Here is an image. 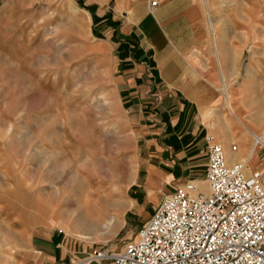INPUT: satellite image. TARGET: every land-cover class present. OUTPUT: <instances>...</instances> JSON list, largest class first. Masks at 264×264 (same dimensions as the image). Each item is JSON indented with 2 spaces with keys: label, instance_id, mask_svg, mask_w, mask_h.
I'll list each match as a JSON object with an SVG mask.
<instances>
[{
  "label": "rangeland",
  "instance_id": "rangeland-1",
  "mask_svg": "<svg viewBox=\"0 0 264 264\" xmlns=\"http://www.w3.org/2000/svg\"><path fill=\"white\" fill-rule=\"evenodd\" d=\"M198 2L218 61L219 49L237 53L231 74L221 68L224 121L264 132V0ZM86 19L72 0H0V264L15 261L33 229L119 250L151 214V200L132 207L138 137L115 93L110 48ZM237 65L248 67L243 98L229 82ZM89 187L99 225L76 202L67 206ZM104 224L110 233L101 234Z\"/></svg>",
  "mask_w": 264,
  "mask_h": 264
},
{
  "label": "crops",
  "instance_id": "crops-1",
  "mask_svg": "<svg viewBox=\"0 0 264 264\" xmlns=\"http://www.w3.org/2000/svg\"><path fill=\"white\" fill-rule=\"evenodd\" d=\"M72 1L84 10L90 36L110 48L115 93L138 137L141 173L130 184L132 207L151 200L146 205L152 212L176 185L204 184L208 136L225 146L229 162L245 160L247 172L264 169V147L254 146V132H264L241 120L224 121L221 68L231 74L237 53L227 58L219 49L220 63L216 50L209 49L198 0H156L154 6L149 0ZM247 69L238 68L239 76L229 80L239 98ZM15 248V261L3 264H81L92 246L56 230L33 229Z\"/></svg>",
  "mask_w": 264,
  "mask_h": 264
},
{
  "label": "built area",
  "instance_id": "built-area-1",
  "mask_svg": "<svg viewBox=\"0 0 264 264\" xmlns=\"http://www.w3.org/2000/svg\"><path fill=\"white\" fill-rule=\"evenodd\" d=\"M206 140V189L195 181L176 185L136 239L119 250L93 248L81 264H264V169L247 172L245 160L228 162L224 145L212 136ZM254 146L264 147L255 134Z\"/></svg>",
  "mask_w": 264,
  "mask_h": 264
},
{
  "label": "bare ground",
  "instance_id": "bare-ground-1",
  "mask_svg": "<svg viewBox=\"0 0 264 264\" xmlns=\"http://www.w3.org/2000/svg\"><path fill=\"white\" fill-rule=\"evenodd\" d=\"M206 8L207 10H209V6L206 4ZM209 20H211L212 18V15L208 12V17H207ZM211 21H209L210 23ZM229 95V94H228ZM230 106V105H229ZM231 108V107H230ZM232 110V109H231ZM233 111V110H232ZM254 134L257 136V137H260L262 140H264V135L262 134H258L256 132H254ZM264 134V133H263ZM260 135V136H259ZM238 147V146H237ZM224 150H225V155H226V158H227V154H226V149H225V146H224ZM238 150H235L233 152H237ZM228 160V158H227ZM229 162V160H228ZM82 191V190H81ZM81 193V192H80ZM78 193V197L76 198H73L74 200L76 201H68L67 203V206L69 205H73V202H76L77 205H79L81 208L80 209H85L86 210V213L90 216L88 217L89 219H83V220H86L87 222H90V220L92 219V222L96 223L95 225H99L100 224V220L99 218L97 219H94L93 216H91V214L93 213V210H95L96 208V203L99 202L98 199L100 200V198H97V201L95 200L96 197H99L96 193H95V189L89 187L87 189H85L81 194ZM95 200V202H94ZM84 222V221H83ZM93 223V224H94ZM102 228H103V232L101 234H105V233H110L111 232V227L109 224H104L102 225Z\"/></svg>",
  "mask_w": 264,
  "mask_h": 264
}]
</instances>
